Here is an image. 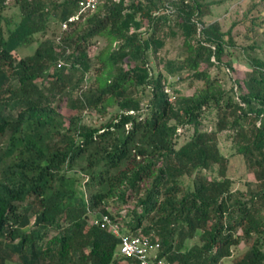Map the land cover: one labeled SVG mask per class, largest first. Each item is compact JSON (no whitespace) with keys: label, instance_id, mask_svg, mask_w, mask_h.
Returning <instances> with one entry per match:
<instances>
[{"label":"trees","instance_id":"16d2710c","mask_svg":"<svg viewBox=\"0 0 264 264\" xmlns=\"http://www.w3.org/2000/svg\"><path fill=\"white\" fill-rule=\"evenodd\" d=\"M207 1L103 0L20 56L53 16L62 24L76 14L79 0H17L16 23L0 0V264H129L120 237L99 222L105 214L159 241L168 264H264V58L254 53L262 45L248 46L252 69L227 90L210 70L232 77L235 36L205 22L220 4ZM160 24L182 29L183 59L158 58ZM104 33L119 48L92 82L99 55L89 49ZM177 74L204 86L192 95L175 88L172 99L168 75ZM95 113L100 124L84 121Z\"/></svg>","mask_w":264,"mask_h":264},{"label":"rangeland","instance_id":"374dc122","mask_svg":"<svg viewBox=\"0 0 264 264\" xmlns=\"http://www.w3.org/2000/svg\"><path fill=\"white\" fill-rule=\"evenodd\" d=\"M61 1V0H56ZM206 2H208L206 0ZM210 2V0H209ZM216 2L220 4L214 5L212 9V13L209 16L205 17V22L210 23L212 21H218L221 24V28L224 32L233 28L234 36H235V44L231 47L233 51L232 55L236 57L235 66L236 71L232 72V77L228 74L227 68H222L215 66L211 68V76L219 78L220 82L224 85V87L229 90L235 84L236 79L244 77L251 69L252 65L250 60L248 59L249 52L251 50L247 49L249 45L253 44H261V48H258L257 51L254 49V53L260 55L264 58V32H262L264 27V0H216ZM17 0H8V6L4 12L6 18H8V22H19L21 18V11L18 6ZM99 8V7H98ZM89 13V15L99 11V9ZM262 9V12L259 13V10ZM261 14V15H260ZM86 14V17L89 16ZM262 19L261 22L258 19ZM256 19L255 21H253ZM85 20V19H84ZM82 20V21H84ZM147 20L144 25L141 27V32L145 34L146 30L152 28L151 23H148ZM256 22V23H255ZM259 23V25H257ZM7 24V23H6ZM160 24V33L159 35L162 36L164 39L165 44L157 56L159 59L166 58L167 59H183L186 52L185 46V36L182 32V29L176 25H170L167 27H162ZM6 28V27H5ZM61 22L52 17L48 27L46 28L45 33H39L35 37V41L32 43L30 47L20 49L19 54L20 56H26L34 52L38 43H40L45 38H60L63 35L64 31L62 30ZM7 30V28H6ZM149 32V31H147ZM151 32L146 34V37L150 35ZM119 45L117 40L114 37H111L109 34L104 33L92 39V45L89 49L90 55L95 57L99 55L97 61V67L93 68L91 71L92 75V82H95L97 78L106 76V71L103 68V62L101 59H104L106 56L111 54L114 50L118 49ZM152 52V51H150ZM253 53V52H252ZM151 54V53H150ZM229 54V53H228ZM226 53V55H228ZM231 55V54H230ZM152 58L150 63L154 68L159 69L162 72H166L164 64L160 63L157 64L158 59L151 55ZM225 56V55H224ZM229 56V55H228ZM225 56V58H229ZM151 68V73L154 74V70ZM190 73L186 70L183 74L184 77L188 76ZM168 80L173 83V87L168 86L169 93L171 94V98L174 99L176 93L175 88H177L181 93L185 95H192L198 88L204 86V82L195 81L194 85H190V79L183 81L182 77L178 74L168 75ZM236 87V86H235ZM151 94L147 92L146 99H149ZM84 121L91 123V124H100L101 119H99L98 115L90 114L85 115ZM215 121V113H210L209 117L206 119L204 124V129H211L214 127ZM220 143L221 147L223 148V152H226V147L230 145V140L226 137V133L223 132L220 134ZM0 141L5 143L6 136L1 137ZM81 175V174H80ZM238 178V176H237ZM245 179V178H244ZM243 179V180H244ZM237 186L243 187V182L237 179ZM132 206V204L130 205ZM115 210L116 207H113ZM246 247L241 245L238 251L245 250ZM231 259H225L222 264H231ZM12 264V263H8ZM120 264H126L124 261H121Z\"/></svg>","mask_w":264,"mask_h":264},{"label":"built area","instance_id":"2783aa9c","mask_svg":"<svg viewBox=\"0 0 264 264\" xmlns=\"http://www.w3.org/2000/svg\"><path fill=\"white\" fill-rule=\"evenodd\" d=\"M103 0H79L76 14L62 23L63 29H68L70 23L76 22L81 16L95 11ZM167 12L176 11L175 7L167 5ZM158 14V12H155ZM200 30V29H199ZM102 227L108 228L113 234L120 237L119 255L127 259L129 264H168L165 259L158 258L161 244L143 234L142 230L136 233H128L125 224L113 220L105 214L99 221ZM128 264V263H127Z\"/></svg>","mask_w":264,"mask_h":264},{"label":"crops","instance_id":"0c3cea01","mask_svg":"<svg viewBox=\"0 0 264 264\" xmlns=\"http://www.w3.org/2000/svg\"><path fill=\"white\" fill-rule=\"evenodd\" d=\"M125 262V261H124Z\"/></svg>","mask_w":264,"mask_h":264}]
</instances>
